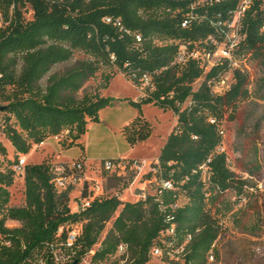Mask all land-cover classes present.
I'll return each mask as SVG.
<instances>
[{"label":"trees","instance_id":"obj_1","mask_svg":"<svg viewBox=\"0 0 264 264\" xmlns=\"http://www.w3.org/2000/svg\"><path fill=\"white\" fill-rule=\"evenodd\" d=\"M185 4L0 0V132L13 149L11 158L0 142V264H55L56 258H64L60 264H79L96 245L92 264H149L155 250L162 264H208L227 220L238 225L239 211L254 195L249 182L230 170L225 151H219L222 123L234 120L235 111L250 99L252 84L264 97V76L254 82L251 68L256 62L264 72V12L254 0L243 21L246 38L238 54L246 58L250 72L234 71L229 89L216 94L209 84H217L228 72L225 62L207 71L192 58L183 66L174 63L177 42L193 47L209 30L207 21L186 30L179 27L177 9ZM233 6L226 1L197 12L227 14L226 8ZM118 73L135 86L142 75H150L153 85L137 101L124 99L138 111L121 129L130 147L152 133L141 113L143 105L171 111L175 117L152 163L155 171L142 175L135 187L139 197L122 202L104 196L71 212V190L57 191L51 174L54 162L46 157L24 165L23 204L9 205L19 157L65 132L62 147H81L78 140L87 125L98 122L99 112L119 100L100 94ZM97 75L98 86L86 91L85 85ZM131 180L120 186L110 177L106 187L113 181L117 187L111 189L123 192ZM165 182L171 187H164ZM7 222L19 226L8 228ZM75 223L82 228L68 247L66 232L59 229ZM120 245L125 252L118 255Z\"/></svg>","mask_w":264,"mask_h":264},{"label":"rangeland","instance_id":"obj_2","mask_svg":"<svg viewBox=\"0 0 264 264\" xmlns=\"http://www.w3.org/2000/svg\"><path fill=\"white\" fill-rule=\"evenodd\" d=\"M251 68L254 82L264 76L262 68L256 62ZM129 82L120 73L113 77L109 87L103 92L106 96L119 100L101 110L98 122H91L87 126L85 134L81 137V147L73 145L64 148L62 147L64 141L57 142L54 137H48L44 140V146L32 147L26 158V164L39 162L41 158H46L44 155L47 152L52 153L47 158L53 162L57 161L56 156L58 155L64 160L83 156L93 164V169L98 161L105 159H157L162 139L170 133L175 117L171 111H162L151 105H145L142 115L152 126L151 136L145 142L130 147L121 133L122 124L135 118L138 111L124 99L131 98L136 93L131 100L137 101L141 96ZM99 83L100 77L97 75L85 85V90L93 91ZM198 86L199 82L195 83L193 88L196 89ZM251 90L253 92L250 99L235 111L234 120L223 121L221 148L227 155L230 170L249 182L252 186L249 192L254 196L245 200L243 209L237 215L239 220L236 227L232 225L231 220H227L226 230L218 239L214 248V256L212 260L208 259V264H264V97H260L255 92L253 84ZM0 142L12 158L13 149L1 132ZM88 174L95 177L92 171ZM109 186L111 189L113 186L117 187V184L112 181ZM136 186L137 183L122 192V202H133L136 199L134 196ZM23 190V173L16 172L14 183L9 188V205L21 206L23 204ZM77 196L78 189H74L70 194L71 212H75ZM6 226L15 228L19 225L7 222ZM108 229L109 225L106 226L101 238ZM97 247L98 245L94 246L79 264H92L91 256ZM113 260L112 262L116 261ZM149 264H162L161 257L152 254Z\"/></svg>","mask_w":264,"mask_h":264},{"label":"built area","instance_id":"obj_3","mask_svg":"<svg viewBox=\"0 0 264 264\" xmlns=\"http://www.w3.org/2000/svg\"><path fill=\"white\" fill-rule=\"evenodd\" d=\"M179 2L186 1V6L177 9L181 14L178 25L181 29L186 30L193 25L206 22L208 26L207 34L194 42L193 47L190 43L177 42V53L175 57V64L183 66L189 58L195 59L199 62L201 68L205 71L217 66L223 62L228 65V72L225 73L217 84H209L211 91L216 94H222L227 91L233 81V72L238 71L242 74L249 73V64L246 58L238 54V48L246 38L244 32L243 21L247 12L254 5V0H176ZM232 2L233 8L229 9L227 14L222 12L212 13L207 16V11L204 14H198L197 10L202 7L212 6L213 4H222L224 2ZM259 9L264 12V0H259ZM205 8V9H206ZM110 19H106L109 22ZM116 26L120 24L115 23ZM0 26H2V19L0 17ZM260 32L264 33V21L261 25ZM135 41H140V36H135ZM132 84V83H131ZM133 85V84H132ZM152 79L150 75L144 74L139 78L138 85L133 87L139 92L141 97L145 96L147 89L152 88ZM213 123V120H210ZM64 134L58 135L55 138L57 142L65 139ZM42 145V143L40 144ZM223 152V148H219ZM153 160H134L119 158L116 160L105 159L98 161L97 166L93 169L92 163L86 160L83 156L77 159H70L64 161H54L51 167L52 182L58 192L70 189H78V196L76 197L75 212L88 208L95 199L104 196H115L120 201H123L122 192L117 189H108L106 182L108 178L112 177L118 180L120 186L123 182L132 178L129 187L138 184L142 175L149 171H155L152 163ZM227 162H229L227 160ZM26 164V156H20L16 172L21 173L22 168ZM203 169L205 167L203 166ZM92 171L95 177H91L88 172ZM163 186L170 188L169 182L163 183ZM128 187V188H129ZM112 193V194H111ZM111 194V195H110ZM137 199L139 195L134 194ZM82 224H67L59 229V232L64 230L66 232V244L68 247L72 246L80 234ZM125 252V247L120 245L118 247V255ZM153 254L158 255V250ZM212 256L209 259L212 260ZM62 258H56L55 264L63 262Z\"/></svg>","mask_w":264,"mask_h":264},{"label":"crops","instance_id":"obj_4","mask_svg":"<svg viewBox=\"0 0 264 264\" xmlns=\"http://www.w3.org/2000/svg\"><path fill=\"white\" fill-rule=\"evenodd\" d=\"M129 84L132 86V84L129 82ZM109 87V86H108ZM133 87V86H132ZM134 88V87H133ZM135 89V88H134ZM104 90H107V89H104ZM104 90H101V95L102 96H105V97H108V96H106V93H104L103 91ZM135 91H136V89H135ZM136 94V93H135ZM134 94V95H135ZM134 95H133V97H134ZM133 97H127V98H130V99H133ZM126 98V97H125ZM144 106L145 105H143L142 107H141V113H143V108H144ZM100 115H101V111L99 112V117H100ZM129 121H125L123 124H122V127L123 126H125L127 123H128ZM90 124V123H89ZM89 124L87 125V126H89ZM168 134L169 133H167L165 136H164V138L162 139V143H161V147H162V145H163V143H164V141H165V139H166V137L168 136ZM81 141V138L78 140V142H80ZM43 146H44V142H43V144H42ZM160 147V148H161ZM159 151H160V149H159ZM29 154V153H28ZM28 154L26 155V158L28 157ZM158 154H159V152H158ZM51 156L52 155V153H49V152H47V153H45V155H44V157H48V156ZM158 156V155H157ZM56 158H57V161H64V159H62L59 155L58 156H56ZM42 159L43 158H41L40 159V161L39 162H37V163H32V164H38V163H40L41 161H42Z\"/></svg>","mask_w":264,"mask_h":264},{"label":"water","instance_id":"obj_5","mask_svg":"<svg viewBox=\"0 0 264 264\" xmlns=\"http://www.w3.org/2000/svg\"><path fill=\"white\" fill-rule=\"evenodd\" d=\"M71 264H78V262L77 261H73Z\"/></svg>","mask_w":264,"mask_h":264}]
</instances>
